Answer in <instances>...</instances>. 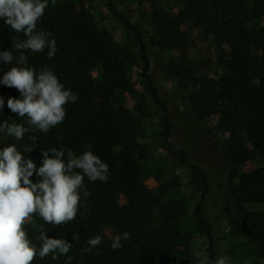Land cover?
Listing matches in <instances>:
<instances>
[{
  "label": "trees",
  "instance_id": "obj_1",
  "mask_svg": "<svg viewBox=\"0 0 264 264\" xmlns=\"http://www.w3.org/2000/svg\"><path fill=\"white\" fill-rule=\"evenodd\" d=\"M165 1L179 9L173 16L163 8H151L149 20L154 27L152 42L156 50L185 52L192 40L182 25L191 23L202 27L203 37L211 44L228 50L221 74L201 73L191 62L166 65L167 74L180 87L196 89L187 99L192 120L201 123L217 118L229 127L223 144L231 160L264 158V25H259L264 21V0ZM109 11L119 17L126 37L137 48L135 51L128 44L117 42L108 30L99 28L82 3L66 1L48 5L36 30L51 33L58 51L52 59L47 57V48L38 53L25 51L27 66L37 72L42 68L52 69L78 98L75 103L65 105L63 123L43 133L30 127L26 117H18L7 107L8 98H20V93L0 84V98L5 102L0 109V124L8 121L29 127L22 140L0 133V149L15 144L39 168L43 150L63 148L66 159L68 149L81 154L91 144V151L109 166L107 182H91L85 177L84 184L90 195L82 196L75 220L53 226L44 224L36 216L25 226L37 247L38 228L43 225L50 238H64L72 243L67 254L73 257L71 264H187L191 257L190 237L182 234L178 226V220L186 214V206L182 201L159 200L144 184L138 162L143 158L137 141L138 120L149 115L146 96L154 109L164 112L158 87L149 74L142 29L118 15L112 6ZM23 39H26L23 32L16 33L0 19V52L9 50L14 57L18 56L19 51L12 45ZM136 60L143 92L135 90L127 74V66ZM13 66H16L15 60L12 64L0 62V79ZM96 70L98 81L92 76ZM126 95L135 99L134 112L116 105ZM169 128L164 115L160 132L162 148L186 174L189 186L203 197L208 191V175L199 166L188 163L186 151L171 149L167 142ZM31 136L36 137L35 141ZM25 146L32 151L24 152ZM229 178L231 211L226 215L227 226L233 236L245 237L256 255L264 258V166L242 173L237 184L231 183L235 173ZM30 179L36 182L39 178L34 174ZM248 204H259L262 210L245 211ZM194 213L198 231L211 243V230L201 215L200 201ZM106 230L111 237L106 235ZM125 231L131 239L122 240V248L112 250V238L122 236ZM73 234L79 235L77 241L72 239ZM96 235L103 238L102 243L82 254L81 249L88 247V239ZM213 255L210 250L211 264L216 260ZM66 262V256L53 260L49 255L43 259L37 257L33 264Z\"/></svg>",
  "mask_w": 264,
  "mask_h": 264
},
{
  "label": "rangeland",
  "instance_id": "obj_2",
  "mask_svg": "<svg viewBox=\"0 0 264 264\" xmlns=\"http://www.w3.org/2000/svg\"><path fill=\"white\" fill-rule=\"evenodd\" d=\"M66 1L82 3L99 28L108 30L117 42L128 44L134 51L137 48L133 41L126 37L119 17L109 11V6H112L118 15L128 18L142 29L146 55L150 62L149 74L158 87L164 112L154 109L152 101L146 96L149 115L138 120L140 129L137 141L143 154V158L138 162L144 184L159 200L182 201L186 206V214L178 220V226L182 234L190 237L191 257L187 264H200L201 261L211 264L210 250L213 251L215 259L226 255L231 264H264V258L256 255L245 237L231 234L226 222V215L231 211L228 191L231 173H235L231 183L237 184L242 173L264 166V158L257 157L249 161L231 160L223 144V138L228 136L229 127L222 125L217 118L207 119L201 123L192 120L187 99L190 94L196 92V89L180 87L177 80L169 77L166 71V65L169 63L191 62L201 73L221 74L224 72V64L228 57L227 48L211 44L203 37L202 27L191 23L187 26L182 25V30H186L192 40L185 52L173 49L163 52L156 50L152 42L154 27L149 20L151 8H163L173 16L177 15L179 9L165 0H56ZM49 4H52L51 0ZM259 25H264V21ZM139 68L137 60L132 61L127 66V74L135 90L143 92ZM92 76L98 81L97 70L92 72ZM116 105L134 112L135 99L126 95L117 100ZM164 115L170 126L167 142L171 149L186 151L188 163L199 166L208 175V191L203 197L189 186L186 174L162 148L160 132ZM237 126L241 129V125ZM242 137L245 140L244 134ZM199 201L201 215L211 230V243L197 228L194 207ZM244 210L261 211L262 207L259 204H248ZM105 233L111 237L109 231L106 230Z\"/></svg>",
  "mask_w": 264,
  "mask_h": 264
},
{
  "label": "clouds",
  "instance_id": "obj_3",
  "mask_svg": "<svg viewBox=\"0 0 264 264\" xmlns=\"http://www.w3.org/2000/svg\"><path fill=\"white\" fill-rule=\"evenodd\" d=\"M52 4L56 0H51ZM49 0H0V19L16 33L23 32L26 39L16 40L12 47L19 51L15 56L11 51L0 52V62L16 66L4 73L0 84L15 88L20 98H8L7 107L18 117L27 118V124L40 132L47 133L66 117L65 105L75 103L78 96L67 89L50 68L39 72L27 66L25 51L33 53L48 49L47 57L54 58L58 51L56 39L51 33L37 31V23L45 14ZM52 37V38H50ZM0 98V109L4 107ZM29 132V127L20 123L0 124V133L22 140ZM35 141L36 137L31 136ZM60 138L58 137V140ZM87 150L76 154L68 149L55 147L43 150L42 163L39 168L32 159H26L15 144L0 149V264H33L39 257L49 255L53 260L66 256V264H71L72 256H67L72 243L64 238H50L43 225L38 228L36 240L39 247L29 237L26 225L38 216L44 224L62 226L75 220L81 207V198L88 197L90 192L85 187V177L89 181L107 182L109 166L94 154L92 145ZM24 152L32 148L25 146ZM51 154V155H49ZM39 179L33 182L30 177ZM87 211V209H85ZM72 239L77 241L78 234ZM102 237L96 235L88 239V247L81 253L87 254L102 243ZM130 233L112 238V250L122 248V240H130ZM199 259V254H197ZM200 264H207L201 261ZM215 264H231L226 255L216 258Z\"/></svg>",
  "mask_w": 264,
  "mask_h": 264
}]
</instances>
